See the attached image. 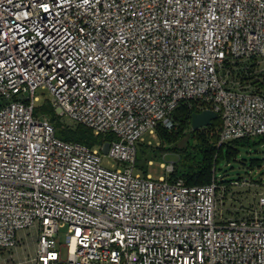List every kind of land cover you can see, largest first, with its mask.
Segmentation results:
<instances>
[{
	"label": "built area",
	"instance_id": "built-area-1",
	"mask_svg": "<svg viewBox=\"0 0 264 264\" xmlns=\"http://www.w3.org/2000/svg\"><path fill=\"white\" fill-rule=\"evenodd\" d=\"M39 90L114 138H60ZM192 101L220 143L264 135V0H0V250L34 228L32 264H264V182L226 216L222 185L171 178L173 160L135 172Z\"/></svg>",
	"mask_w": 264,
	"mask_h": 264
},
{
	"label": "trees",
	"instance_id": "trees-1",
	"mask_svg": "<svg viewBox=\"0 0 264 264\" xmlns=\"http://www.w3.org/2000/svg\"><path fill=\"white\" fill-rule=\"evenodd\" d=\"M50 108L48 114L54 109ZM42 107L38 106L35 113H41ZM202 111L197 103H182L173 113V127L166 128L158 126L157 136L159 145L147 143L151 152L143 154L139 159L162 160L166 153L176 155L174 169L170 174L171 178L182 177L188 184L204 185L216 181L218 184L230 185V180H218V171L221 169V161L230 162L235 158L238 146H252L264 142V135L255 137H243L220 143L219 131L221 128L220 118H216L206 127L194 130L191 124L192 113ZM50 114V115H51ZM52 123L56 128L57 135L67 141H77L90 147L101 148L113 138V134H96L91 128L78 124L74 129L61 128L58 115L52 117ZM144 143V142H143ZM226 147V152L223 147ZM146 153V154H145ZM138 159V153H137ZM147 170H145V173ZM254 180V179H253ZM258 183L260 180H256Z\"/></svg>",
	"mask_w": 264,
	"mask_h": 264
},
{
	"label": "rangeland",
	"instance_id": "rangeland-1",
	"mask_svg": "<svg viewBox=\"0 0 264 264\" xmlns=\"http://www.w3.org/2000/svg\"><path fill=\"white\" fill-rule=\"evenodd\" d=\"M42 91L43 90H39L41 99L36 103V106L42 107L41 113H47L50 110L48 103L51 105L50 94L47 91L43 94ZM51 115L52 117L58 115L61 128L74 129L78 125L70 120L64 119L55 109ZM156 139L160 143L157 135ZM151 149V147L146 146L143 142L137 143L138 159L135 172L139 171L142 174H145V170H147L155 176L164 174L165 171L159 166L160 161H174L177 159V156L172 155L169 152L164 155L165 158L162 160H154V165H149L144 157H142V159H139V157L143 154V151L150 153ZM223 151L226 152L225 146L223 147ZM102 163L105 166H111V163H116V160L103 154ZM220 165L221 169L218 171V180L232 179V181L230 185L222 184L218 199L219 209L226 216L231 214L245 215L247 212L244 210L249 209L254 203H256L258 193L261 189L260 183L264 182V142L252 146H238L235 158L227 163L221 161ZM260 178L261 182L258 183L256 180H260ZM20 236L23 238L21 242L22 244L20 245V251L22 253L20 258L21 260L26 261L24 264H31L30 262H27V260L35 255L36 230L34 228L21 230L18 232V237L20 238ZM61 239L62 242H64V234H62ZM9 253L10 251L5 249L0 250V264L13 263V258L7 257Z\"/></svg>",
	"mask_w": 264,
	"mask_h": 264
},
{
	"label": "water",
	"instance_id": "water-1",
	"mask_svg": "<svg viewBox=\"0 0 264 264\" xmlns=\"http://www.w3.org/2000/svg\"><path fill=\"white\" fill-rule=\"evenodd\" d=\"M218 117V114L212 109H203L198 112L195 111L192 113L191 124L194 130L206 127L212 123L214 119ZM107 150V147L104 149Z\"/></svg>",
	"mask_w": 264,
	"mask_h": 264
},
{
	"label": "crops",
	"instance_id": "crops-1",
	"mask_svg": "<svg viewBox=\"0 0 264 264\" xmlns=\"http://www.w3.org/2000/svg\"><path fill=\"white\" fill-rule=\"evenodd\" d=\"M22 240H23V238L20 236V241H19L18 246L16 248H14L13 250H7V251H10V253L7 257L13 258V263L21 262V264H24L26 262L24 260H21V258H20L22 255V253L20 251V245L22 244L21 243ZM35 244H36V242H35ZM35 253H36V245H35ZM32 257H34V256H32ZM27 262H30L32 264V262L30 261V258L27 260Z\"/></svg>",
	"mask_w": 264,
	"mask_h": 264
}]
</instances>
